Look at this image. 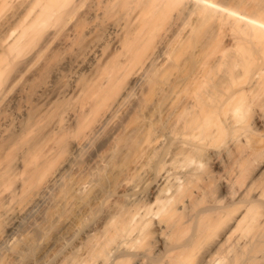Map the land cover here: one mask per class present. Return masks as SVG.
Returning a JSON list of instances; mask_svg holds the SVG:
<instances>
[{
  "label": "bare ground",
  "instance_id": "1",
  "mask_svg": "<svg viewBox=\"0 0 264 264\" xmlns=\"http://www.w3.org/2000/svg\"><path fill=\"white\" fill-rule=\"evenodd\" d=\"M0 264H264V0H0Z\"/></svg>",
  "mask_w": 264,
  "mask_h": 264
},
{
  "label": "rangeland",
  "instance_id": "2",
  "mask_svg": "<svg viewBox=\"0 0 264 264\" xmlns=\"http://www.w3.org/2000/svg\"><path fill=\"white\" fill-rule=\"evenodd\" d=\"M190 1H193V0H190ZM189 3H191V2H189Z\"/></svg>",
  "mask_w": 264,
  "mask_h": 264
}]
</instances>
